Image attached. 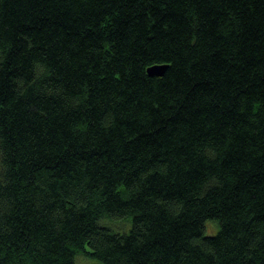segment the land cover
I'll return each mask as SVG.
<instances>
[{"label": "trees", "instance_id": "16d2710c", "mask_svg": "<svg viewBox=\"0 0 264 264\" xmlns=\"http://www.w3.org/2000/svg\"><path fill=\"white\" fill-rule=\"evenodd\" d=\"M78 255L264 264V0H0V264Z\"/></svg>", "mask_w": 264, "mask_h": 264}, {"label": "rangeland", "instance_id": "374dc122", "mask_svg": "<svg viewBox=\"0 0 264 264\" xmlns=\"http://www.w3.org/2000/svg\"><path fill=\"white\" fill-rule=\"evenodd\" d=\"M129 227L128 222H118L117 224H115L114 227H116L117 229H123L126 227ZM127 227V228H128ZM115 229V228H114ZM115 229V230H117ZM119 231V230H117ZM217 231V224L215 221H207L206 223V227H205V233L206 234H214ZM86 248L88 250H91L90 246L86 243ZM76 261L79 264H103L101 262L95 261L90 259L89 257L85 256V255H78L76 258Z\"/></svg>", "mask_w": 264, "mask_h": 264}, {"label": "water", "instance_id": "95a60500", "mask_svg": "<svg viewBox=\"0 0 264 264\" xmlns=\"http://www.w3.org/2000/svg\"><path fill=\"white\" fill-rule=\"evenodd\" d=\"M167 68V64H152L147 67L146 72L148 75L162 76Z\"/></svg>", "mask_w": 264, "mask_h": 264}]
</instances>
